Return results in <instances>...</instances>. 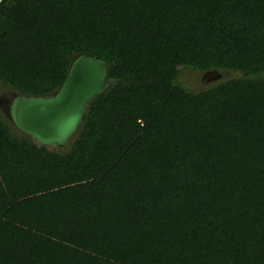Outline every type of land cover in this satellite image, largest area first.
Instances as JSON below:
<instances>
[{"label": "trees", "instance_id": "1", "mask_svg": "<svg viewBox=\"0 0 264 264\" xmlns=\"http://www.w3.org/2000/svg\"><path fill=\"white\" fill-rule=\"evenodd\" d=\"M79 55L107 86L67 151L0 117V264H264V0H0L13 98Z\"/></svg>", "mask_w": 264, "mask_h": 264}, {"label": "water", "instance_id": "2", "mask_svg": "<svg viewBox=\"0 0 264 264\" xmlns=\"http://www.w3.org/2000/svg\"><path fill=\"white\" fill-rule=\"evenodd\" d=\"M107 64L92 56L79 55L72 62L59 89L42 96L17 94L8 117L16 129L44 145L63 144L78 128L90 99L107 86ZM216 70L203 73L207 83L220 78Z\"/></svg>", "mask_w": 264, "mask_h": 264}, {"label": "rangeland", "instance_id": "3", "mask_svg": "<svg viewBox=\"0 0 264 264\" xmlns=\"http://www.w3.org/2000/svg\"><path fill=\"white\" fill-rule=\"evenodd\" d=\"M202 75L203 73L201 74L200 72H197V71H193L190 69H184L181 71L180 80L183 84L186 85V87H188V89L192 91L200 90L204 88L205 86L217 81V80H214V81H210L207 83H202L201 82ZM237 75L238 73H233L229 71L226 73V77H234ZM12 99H13L12 94L6 91L2 86H0V117L2 119L8 118V108H9L8 105L11 103ZM76 130L73 132V134L70 136V138L65 143L47 145V147L59 153L67 151L70 146V141L73 139V137L76 134Z\"/></svg>", "mask_w": 264, "mask_h": 264}]
</instances>
